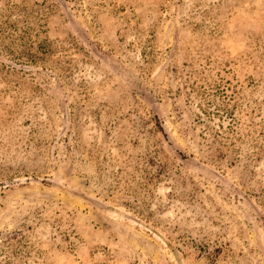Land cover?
Listing matches in <instances>:
<instances>
[{
  "label": "rangeland",
  "instance_id": "1",
  "mask_svg": "<svg viewBox=\"0 0 264 264\" xmlns=\"http://www.w3.org/2000/svg\"><path fill=\"white\" fill-rule=\"evenodd\" d=\"M0 264H264V0H0Z\"/></svg>",
  "mask_w": 264,
  "mask_h": 264
}]
</instances>
